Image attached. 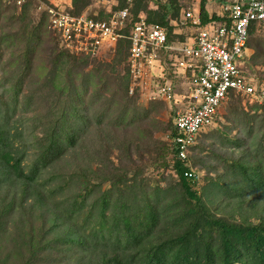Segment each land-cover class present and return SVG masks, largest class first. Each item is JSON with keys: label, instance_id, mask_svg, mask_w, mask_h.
Wrapping results in <instances>:
<instances>
[{"label": "trees", "instance_id": "16d2710c", "mask_svg": "<svg viewBox=\"0 0 264 264\" xmlns=\"http://www.w3.org/2000/svg\"><path fill=\"white\" fill-rule=\"evenodd\" d=\"M3 1L0 264H264V112L257 142L260 114L249 109L264 110V101L243 106L230 92L225 120L213 128L227 147L200 141L194 148L210 155L182 160L173 141L175 115L160 118L169 104L158 95L148 99L141 88L130 92L129 39H121L115 64L75 54L57 34L49 37L48 16L36 11L35 0L7 2L11 9ZM44 1L95 20L129 8L124 34L146 17L165 26L176 44L185 38L170 20L191 0H107L108 12L91 8L95 0ZM208 2L199 4L203 23L227 19L211 14ZM34 12L41 13L38 21ZM9 22L18 25L2 32ZM263 32V21L250 24L247 46L254 52L245 59L259 83ZM43 50L49 62L37 65ZM163 53L157 62L172 68L174 59ZM238 127L244 130L234 132ZM191 168L195 174L186 175ZM169 169L176 180L162 184Z\"/></svg>", "mask_w": 264, "mask_h": 264}, {"label": "built area", "instance_id": "2783aa9c", "mask_svg": "<svg viewBox=\"0 0 264 264\" xmlns=\"http://www.w3.org/2000/svg\"><path fill=\"white\" fill-rule=\"evenodd\" d=\"M4 1L22 6L28 0ZM35 1L37 10L47 14L49 28L58 35L60 46L72 53L101 55L107 49L118 50L121 39H129L130 92L141 88L147 91L148 98L158 95L170 109L174 108V88L168 82L158 87L155 78L162 79L163 76L154 71L157 59L164 51L168 58L174 59L173 74L188 79L193 85L188 97L193 102L186 110L177 111L174 117L177 134L173 141L182 160L189 159L198 135L213 123L230 92L238 98L264 101V87L244 70L246 65H240L250 56L247 46L250 24L264 22V0H229L222 6L221 15L227 19L208 24H202L199 14L187 7L183 17L174 24L183 27L190 22L196 27L194 45L186 42L170 44L166 27L150 22L146 17L135 22L128 35L124 34L122 30L126 27L129 8L114 12L108 20H95L84 14L73 15L44 0ZM250 78L255 83L247 81ZM153 86L157 88L155 93ZM193 173L195 170L191 168L186 175Z\"/></svg>", "mask_w": 264, "mask_h": 264}, {"label": "rangeland", "instance_id": "374dc122", "mask_svg": "<svg viewBox=\"0 0 264 264\" xmlns=\"http://www.w3.org/2000/svg\"><path fill=\"white\" fill-rule=\"evenodd\" d=\"M52 1L54 3H58L60 6H65V5L67 6L68 5L67 3L70 2L69 0H52ZM3 4H4L5 7H7V9H11L13 7L11 4L7 3L6 1H3ZM8 5L9 6H12V7L9 8ZM99 6L102 7V8L104 7L105 10L108 12V10L111 8L112 4L109 1H107V0H95L94 3H93V6L91 8H93V7H97L98 8ZM36 8H37V5L35 6V9ZM8 11L9 10H7V14H8ZM36 11H37V9H36ZM40 14L41 13H39V12H34L33 13V16H34V18H35L36 21L39 20ZM6 21H8V19L7 20L6 19L3 20V23H5ZM17 25H18V22H17V24H14V22H9V24H5V27H3V31L2 32H4V31L5 32H9V30L11 28H13V27H15ZM48 31H49V37L53 38L52 36L54 35V32L49 27H48ZM183 32L184 33L182 35L185 38H187V37H189V36L192 35L191 33H193V30L191 28H187L186 27V29H184ZM177 33H179V29H177L176 34ZM0 34H1V31H0ZM263 34H264V32H263ZM185 42H186V39H185ZM194 44H195V42H193V45ZM49 45L52 46V44H49ZM116 49H115V51H112V50L107 49L101 55H96V56H98L97 58L100 61H102V62H110V63H114L115 64L117 62V56L116 55L118 53V50H116ZM10 51H11L10 49H7L6 50V58L9 57ZM253 52H254V50H251V49L249 50V54L250 55L253 54ZM43 62H45L47 64L49 62V57L47 56V54L45 53L44 50L40 53L39 57L35 59V63L37 65L38 64H41ZM164 65H166V63H164V62L157 64V68H158L156 70V73L157 74H159V75L160 74H162V75L165 74L164 73L165 71L162 69V68H165ZM240 65H242V66L244 65L245 66L246 65L245 64V61L241 62ZM168 66L170 68L169 62H168ZM244 70L246 72H248V74L250 75V72L248 70V67L244 68ZM39 71L40 72H44V70H39ZM46 71H47V69H46ZM45 73L46 72L41 73L40 75L43 76ZM258 73H259V75L261 77V81H263V82H260L261 83V86L264 87V67L263 68H260L259 71H258ZM35 77L37 78V68H36V75H35ZM178 77H180V75H178ZM250 77H251V75H250ZM177 79L180 81V78H177ZM184 79L185 80H182L181 84H180V82L177 83V82H174L173 81V86H175L174 87L175 89L173 90V93H174V98H173L174 108H173V110H175V107H176V109H177V110H175L176 112L177 111H184V110H186L190 106V104L193 102V100H190V98H188L189 97V94H191V92L193 90V85L189 82L188 79H186V78H184ZM161 80H163V79L158 78V81H159V83L157 84L158 87L161 85ZM168 80H169L168 81V84L171 85V83H172L171 82V79H168ZM247 81H250V82H254L255 83V81H253L252 78L247 79ZM181 92L186 93L185 96H183V94H181ZM238 99H239V101L241 102V104L243 106H248L249 107L250 106V103L251 104L254 103V102H252V100L249 101V99H247L245 97L238 98ZM147 100H140L139 104L146 106V103H147L146 101ZM258 104H261V102H258ZM228 106H229V103H227V101L224 102V104L221 105V107L218 110V116H217V119H216L217 121L215 120V122L213 123V125L210 126V128L207 127L206 130H203L200 133V135H198V137H197V142L198 143L200 141L204 142V144H207V143L211 142V143H214L216 146L221 147V148H226L227 147L226 145H221L220 139L218 138L219 136H218V134L216 135L213 132V128L216 127V126H218V121L219 120H221V121H224L225 120L224 119V114L227 113V111H228L227 110V107ZM249 109L251 110V113H255V114L257 113L258 116L260 114V116L257 118L256 124H255V127H256V135H255V138H256V141L258 142V140L260 139V136L262 134V132H260V129H261L262 125L259 122V120L261 119V116L263 115L264 110L259 111L260 110L259 108L258 109L257 108H249ZM171 115H174V112H172L170 110V108L168 107L167 110H164L162 112V114L160 115V118L163 121H168V120L171 119ZM243 127H238L237 129L234 130V132H238L239 131V128L242 129V130H244ZM164 135L165 134H162L161 136L164 137ZM166 138H167V135H166ZM197 142H196V144H197ZM191 152H192V154H202V155H207V156L210 155V152L208 150H206V151H204L202 153L199 148H194V145L191 147ZM192 165H193V163H192ZM217 169L219 170L220 167H218ZM148 173H149V176L152 177L156 172H155L154 168H150V170H149ZM203 174H204V171H201V176H203ZM164 175L168 179L165 180V181H162V184H166L167 185V184H170V182L172 180H174V181L176 180V175L174 174V172L171 169L166 170L165 173H164ZM203 183L204 182L201 179V184H203Z\"/></svg>", "mask_w": 264, "mask_h": 264}, {"label": "crops", "instance_id": "0c3cea01", "mask_svg": "<svg viewBox=\"0 0 264 264\" xmlns=\"http://www.w3.org/2000/svg\"><path fill=\"white\" fill-rule=\"evenodd\" d=\"M192 2V4L190 5V3ZM209 5H208V9H209V12L211 13V14H213L214 12H218L220 15H222V6H216V4H215V2H213V0H209ZM200 0H191L190 2H188L187 3V6L185 7V10H186V8L188 7H191V8H193L195 11H196V13H198L199 14V16H200V19H201V15H200ZM194 6V7H193ZM184 15V14H183ZM183 15L182 16H180L179 18H177V19H172V20H170V25H172V26H174L175 28H176V31H175V33L177 32V29H179V33H177V34H179V35H182L184 32H183V30L184 29H186V27L187 28H191L192 30H193V33H191L192 35L191 36H189V37H187V38H185L186 39V43H188V44H191V45H193V36H194V34L196 33V27L195 26H193L190 22L187 24V26H178V25H176V24H174V21L175 20H179L181 17H183ZM201 22H202V19H201ZM202 24H205V23H203L202 22ZM208 24V23H207ZM249 50H250V48H249ZM252 50V49H251ZM165 56H167V54H165ZM164 67L165 68H162L165 72V74L164 75H162L163 77H162V79H163V81L165 80V82H168L169 80V76L171 75V68H169V66H168V64H166V65H164ZM158 68L156 67V69H155V71H154V74H157L156 73V70H157ZM173 75V79H172V81H174V82H180V84H181V82H182V80H185L184 78H182L181 76L180 77H178V76H175L174 74H172ZM156 76V75H155ZM177 78H180V81L177 79ZM155 79H157V81H158V78H155ZM159 82V81H158ZM164 82H162L161 84H163ZM175 87V86H174ZM182 87V86H181ZM175 89V88H174ZM181 94H183V96H185V94L186 93H183V92H181ZM175 110H177L176 109V107H175ZM175 110H173V112H174V115L176 114V111Z\"/></svg>", "mask_w": 264, "mask_h": 264}]
</instances>
